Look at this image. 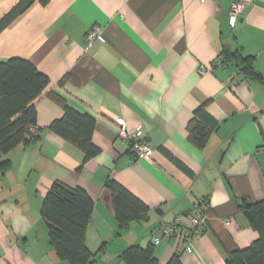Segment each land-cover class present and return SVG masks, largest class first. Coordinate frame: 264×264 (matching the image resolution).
Listing matches in <instances>:
<instances>
[{
    "label": "crops",
    "instance_id": "crops-1",
    "mask_svg": "<svg viewBox=\"0 0 264 264\" xmlns=\"http://www.w3.org/2000/svg\"><path fill=\"white\" fill-rule=\"evenodd\" d=\"M21 0H0V23ZM0 32V62L21 58L50 84L35 102L40 140L20 145L1 160L0 264H70L58 258L41 216L55 182L85 190L94 202L86 245L93 264H123L128 247L147 248L158 228L180 217L188 224L200 201L209 221L186 251L182 238L154 247L167 264H227L228 253L249 247L259 235L240 211L242 200H264V0H250L236 28L232 0H32ZM99 25L104 41L90 45ZM254 58L259 79L247 77L223 51ZM69 107L95 119L93 143L100 154L83 165L84 153L52 132ZM208 102L217 122L204 149L188 138L193 112ZM142 128L154 147L151 160H137L122 128ZM108 179L149 211L118 233Z\"/></svg>",
    "mask_w": 264,
    "mask_h": 264
},
{
    "label": "trees",
    "instance_id": "trees-1",
    "mask_svg": "<svg viewBox=\"0 0 264 264\" xmlns=\"http://www.w3.org/2000/svg\"><path fill=\"white\" fill-rule=\"evenodd\" d=\"M32 0H21L2 20L0 32L12 20L23 14ZM223 62L236 65L247 77L259 79L261 75L254 66V58L241 52L223 51ZM50 84L49 78L31 62L11 58L0 62V158L20 145H30L40 140L43 128L38 125L35 102ZM53 99L64 109V117L53 122L49 129L75 145L84 153L83 165L100 154L93 143L92 134L95 119L82 115L69 107L59 95ZM208 102L198 107L189 120L187 130L189 141L198 149H204L218 124L207 112ZM10 160L0 161V171L10 169ZM106 187L110 190L118 223V233L132 223L142 220L149 208L127 189L112 179ZM240 211L247 218L250 227L259 237L249 247L228 253L227 264H264V200L240 204ZM94 202L81 188H71L62 182H55L44 198L41 216L49 228V242L59 259L70 264H93L104 246L93 253L86 245V233L91 222ZM154 245L142 248L128 247L119 260L123 264H162L154 254ZM167 264H183L181 254H175Z\"/></svg>",
    "mask_w": 264,
    "mask_h": 264
},
{
    "label": "built area",
    "instance_id": "built-area-1",
    "mask_svg": "<svg viewBox=\"0 0 264 264\" xmlns=\"http://www.w3.org/2000/svg\"><path fill=\"white\" fill-rule=\"evenodd\" d=\"M200 3L205 0H197ZM250 4V0H232L229 9V24L231 28H236L240 18L244 15ZM87 41L90 45L96 41H104V29L99 25L90 28L87 33ZM118 138L130 146L133 156L137 160H151L154 154V147L145 140L141 127L135 130L122 128L118 133ZM210 205L205 201H200L190 218L188 224H183L180 217L175 218L170 223H162L158 228V236L152 239V244L158 246L163 238H182L185 240L186 251L192 250L191 241L198 239L206 229L209 221Z\"/></svg>",
    "mask_w": 264,
    "mask_h": 264
}]
</instances>
